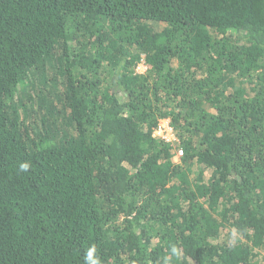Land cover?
Listing matches in <instances>:
<instances>
[{
  "label": "trees",
  "instance_id": "trees-1",
  "mask_svg": "<svg viewBox=\"0 0 264 264\" xmlns=\"http://www.w3.org/2000/svg\"><path fill=\"white\" fill-rule=\"evenodd\" d=\"M92 245L264 264V0H0V264Z\"/></svg>",
  "mask_w": 264,
  "mask_h": 264
},
{
  "label": "clouds",
  "instance_id": "clouds-1",
  "mask_svg": "<svg viewBox=\"0 0 264 264\" xmlns=\"http://www.w3.org/2000/svg\"><path fill=\"white\" fill-rule=\"evenodd\" d=\"M30 168V164L27 162L21 163L19 165V170L21 172L27 171ZM171 252L173 254L177 253L175 246L172 247ZM97 249L95 245L90 246L84 256V264H100L99 257L96 255Z\"/></svg>",
  "mask_w": 264,
  "mask_h": 264
},
{
  "label": "rangeland",
  "instance_id": "rangeland-1",
  "mask_svg": "<svg viewBox=\"0 0 264 264\" xmlns=\"http://www.w3.org/2000/svg\"><path fill=\"white\" fill-rule=\"evenodd\" d=\"M136 68H137V70H138L139 72H142V71L144 70L145 66L143 65V63H140V64L137 65ZM159 124L165 126V127H164V130H167V132L164 131L163 134H164L168 139L171 138V141H172L173 139L176 140V135L174 134V131L172 130V128H171V126H170V124H169V119H161L160 122H159ZM170 128H171V130H170ZM156 136H158V135H156ZM178 157H179V155L177 154V155L174 156L173 159H174V160H178Z\"/></svg>",
  "mask_w": 264,
  "mask_h": 264
},
{
  "label": "built area",
  "instance_id": "built-area-1",
  "mask_svg": "<svg viewBox=\"0 0 264 264\" xmlns=\"http://www.w3.org/2000/svg\"><path fill=\"white\" fill-rule=\"evenodd\" d=\"M164 125H158V127L155 129V131H154V135H158V136H160V137H162V138H164L166 141H170L171 140V138H167L164 134H163V132L164 131H166L167 132V130H164ZM170 130H171V128H170ZM181 153H182V151L180 150V149H178L177 150V154L178 155H181Z\"/></svg>",
  "mask_w": 264,
  "mask_h": 264
}]
</instances>
